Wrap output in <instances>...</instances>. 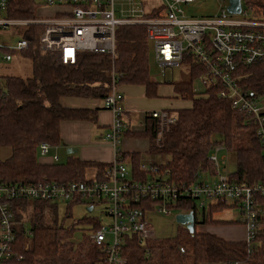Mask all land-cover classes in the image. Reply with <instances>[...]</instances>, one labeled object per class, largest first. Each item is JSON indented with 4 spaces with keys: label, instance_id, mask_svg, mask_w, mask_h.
<instances>
[{
    "label": "trees",
    "instance_id": "1",
    "mask_svg": "<svg viewBox=\"0 0 264 264\" xmlns=\"http://www.w3.org/2000/svg\"><path fill=\"white\" fill-rule=\"evenodd\" d=\"M43 2L11 0L7 16L14 20H35L37 7ZM245 2L264 19V0ZM18 26L23 27L20 32L30 41L29 47L21 52L9 49L4 52L11 53L14 59L20 55L23 60L31 62V74L23 77L0 72V148L11 149L8 158L0 159V181L33 183L45 178L63 182L85 181L91 177L88 176L90 171L95 172L94 175L99 174L109 163L75 156L64 163H42L39 160L40 144H60V123L64 120L96 121L97 108L69 107L62 98L103 99L111 92L114 74L118 88L122 83L138 84L145 87L146 96H158L161 81L150 76V40L146 25L126 23L118 27L115 57L107 53L80 52L76 64L72 65L59 64L53 55L39 48L42 25L28 22ZM188 72L189 80H176L172 84L176 95L190 101V105L175 111L168 110L177 118L163 129L160 142L156 138L158 121L149 114L145 115L141 125L136 128L128 126L123 134L149 139L147 154L166 158L149 164L167 173L179 186L193 184L202 172L215 170L208 156L217 145L225 146L234 156L236 167L229 173L233 182L243 185L264 182L263 149L254 122L246 113L234 109L229 98L219 95L220 86L196 91L193 78L199 72L196 69ZM239 72L246 75L241 83L244 90L255 95L264 91V62ZM121 156L132 163L133 174L144 175L141 152L123 151ZM259 197L264 203V197ZM201 199L205 204L199 219ZM201 199L182 198L176 206L178 209L186 208L185 212L194 211L196 226L240 222L215 220L214 215L227 205L208 198ZM58 205L22 198L12 201L17 221L12 247L22 257H12L7 264H100L102 251L89 242L81 243L76 250L77 243L73 237L77 229L70 226L72 231L61 223ZM29 206H33V213L27 216L24 211ZM45 210H49V222L45 219ZM91 222L93 227L98 225V221L89 218L78 221ZM260 223L256 243L253 244H247L246 239L232 241L213 233H200L196 227L194 232H190L185 226L176 236L155 237L146 243L137 235H129L125 237L123 246L126 264H264V216H261ZM66 238L69 240L64 243Z\"/></svg>",
    "mask_w": 264,
    "mask_h": 264
},
{
    "label": "built area",
    "instance_id": "2",
    "mask_svg": "<svg viewBox=\"0 0 264 264\" xmlns=\"http://www.w3.org/2000/svg\"><path fill=\"white\" fill-rule=\"evenodd\" d=\"M10 1L0 0V65L13 60V55L4 50L20 52L30 45L23 36L15 42L2 39L3 32L13 26L28 22L42 25L39 48L53 55L59 64L72 65L76 64L80 52L107 53L115 57L118 27L143 23L148 40L153 42L161 78L166 80L169 70L173 78L175 68L196 69L203 90L220 86L221 97L229 98L234 109L258 123L264 144V97L244 90L241 83L246 75L238 73L264 62V19L252 5H244L241 0V11L233 14L228 10L229 0H220L225 3L220 15L198 19L187 16L183 7L197 0H161L160 4L155 0H141L140 5L130 0L126 16L117 15L116 0H44L42 6L57 5L56 9L51 13L39 9L35 20H14L7 16ZM232 15L242 18L234 19ZM115 77L114 74L111 92L103 99L114 112L106 133V138L114 145L128 127L124 119V96L117 88ZM152 116L162 131L173 121L166 110L152 111ZM161 137L162 134L157 137L158 142ZM50 148V144L42 142L40 155H48ZM223 149L226 147L217 145L209 158L215 165L211 180H202L198 175L197 181L188 186H179L152 163L142 165L144 175L133 174L120 153L105 170L85 181L63 182L48 178L33 183L0 181V264H7L12 257H22L12 247L17 224L12 201L17 198L68 204L84 201L93 207L99 202L106 203L104 213L109 223L98 221L89 235L103 253L100 264H126L125 237L139 235L143 243L155 238L148 215L152 212L169 215L173 213L169 205L177 204L182 198L211 201L218 198L224 199L228 206H237L240 222L246 226V243L253 244L261 216H264V203L256 198L257 195L264 197V182L253 186L233 182L229 177L231 171L225 168L227 157H219ZM52 158L58 161L57 155ZM144 201L147 204H143ZM204 204L201 199L200 207ZM179 210L185 212L186 208ZM108 234L112 235V240L107 238Z\"/></svg>",
    "mask_w": 264,
    "mask_h": 264
},
{
    "label": "rangeland",
    "instance_id": "3",
    "mask_svg": "<svg viewBox=\"0 0 264 264\" xmlns=\"http://www.w3.org/2000/svg\"><path fill=\"white\" fill-rule=\"evenodd\" d=\"M138 5L141 4V0H135ZM244 5H246L245 0ZM156 4H160L161 0H155ZM130 5V0H116V8H117V15L123 14L124 16L127 15L128 13V8ZM57 5H44V6H39L37 7V12L39 8H42L43 13H51L56 9ZM222 6H225V3L220 1V0H197L194 3L190 5H183L184 9L186 10L187 16L191 17H196L198 19H202L203 17H208L210 15H220L222 11ZM40 8V9H41ZM234 19H240L242 18L241 15H232L231 16ZM23 27H11L8 31L3 32L2 39L4 41H10V42H15L21 37V32ZM150 76L152 79L155 81H162L164 80L160 76V67L157 65L154 59V49L153 45L150 43ZM14 59V58H13ZM12 61V60H11ZM7 63V64H5ZM5 64V65H4ZM2 73L5 74H18L23 77H28L31 74V62L28 60H23L20 55L16 57L12 62H3V66L1 69ZM175 75L171 76L170 70L168 71V78L166 81H176V80H189L190 79V74L188 71H185L183 69H178L175 68L174 70ZM193 86L199 89V91L203 90L204 86L202 82L199 80L198 76L193 78ZM164 89H161L163 92H161L162 95H172L173 87L171 83H164L162 84ZM160 92V90H159ZM260 97H264V91L261 93H258ZM159 99H147V101H150V104H147L146 109H153L154 107L161 108L163 100ZM127 119V118H126ZM134 124H137L134 122ZM124 138H130L133 139L134 137H126V136H121V140ZM137 139V138H136ZM136 141L135 139H133ZM144 140L145 144L147 141ZM120 143V142H119ZM133 144L137 145L136 143L133 142ZM138 146V145H137ZM122 147V145H121ZM11 154V149L9 147H2L0 148V159L4 160L8 158ZM68 154L64 150H62V153L60 154V161L59 163H64L67 160ZM222 156L227 157V162H226V170L227 171H233L235 170L236 167V162L234 159V156L230 153L229 150L223 149L219 152V157L222 158ZM166 158H161L158 156H150L149 154L145 153L143 155V163L145 165H150V161H156V162H161L165 161ZM58 162V161H56ZM127 162V161H126ZM222 170L224 169V165H221ZM92 171H90L88 174L90 175ZM215 178V177H214ZM212 202H218L217 200H214ZM59 211V219L62 221L61 223L64 224L65 228H70V230H73V227L71 229L70 226H75L76 231L74 233V241L77 243L76 250L79 249V246L81 243L84 242H89L93 247H95L98 251H100L99 248L96 247V245L93 243L91 237L89 236L93 227V222L91 223H78L79 220L89 218L90 220L97 222L101 221L102 224H107L109 223V218L107 215L104 213L105 212V207L106 203L104 202H99L96 204L92 211L88 210V204H86L84 201L80 202H73L71 204L64 203V202H59L58 203ZM209 205V204H208ZM69 209V210H68ZM202 207L200 208V212H198V218L201 219V214H202ZM173 213L166 215L160 212H152L148 215L149 217V223L151 224V227L153 231L155 232L156 236L155 237H168V236H176L180 230H183L184 225L180 224L176 220V215L180 213V210L178 208H173ZM171 210V211H172ZM25 215H31L33 213V206H29L25 211ZM31 213V214H30ZM46 216L45 219L47 222L50 221V213L49 210H45ZM70 214V215H69ZM240 211L239 208L235 205L232 206H226L224 207L223 211L216 213L214 215L215 220H240ZM60 223V224H61ZM239 224L243 225V223L238 222ZM62 224V225H63ZM199 225L197 224L196 227ZM72 233V232H71ZM72 235V234H70ZM107 238L112 240V235L108 234ZM246 237L243 239L245 240ZM69 239L66 238L64 240V243L68 241ZM85 257V255H83ZM87 258V257H86ZM85 258V259H86ZM202 264H216V263H202Z\"/></svg>",
    "mask_w": 264,
    "mask_h": 264
},
{
    "label": "crops",
    "instance_id": "4",
    "mask_svg": "<svg viewBox=\"0 0 264 264\" xmlns=\"http://www.w3.org/2000/svg\"><path fill=\"white\" fill-rule=\"evenodd\" d=\"M164 83L172 84L170 81H161L158 87L157 97L146 96L145 87L143 85L122 83L119 88L117 86L118 90L124 96V119L128 123L129 127L136 128L141 125L144 121L145 115H150L153 110L165 109L175 111L178 108L190 105V101L183 100L176 95L173 84L172 95H162L161 92L163 91L161 89H164L162 88V84ZM159 98H161L160 100H163V102H161V108L154 107L151 110L146 109L148 108L147 104H150V101H147V99L157 100ZM62 101L69 107L97 108V119L96 121L81 119L62 121L60 123V144L51 145L48 155L42 156L39 154L40 162L53 163L52 157L57 155V163H59L62 150L67 152V159L71 156H75L82 160L99 161L109 164L115 159L118 152L139 151L143 155L147 153L148 147L144 140L136 139L135 137L133 139L136 141L130 138H124L121 140V136L132 137L122 133L119 139L120 143H118L117 146H114L110 140L105 138V134L113 122L114 112L103 106V99L66 96L62 98ZM134 122L137 124H134ZM147 140L149 142V139H146V141ZM133 142L138 146L133 144ZM68 148H77L78 150L76 152H68ZM124 161H127L126 163L128 164V168L132 171V163L128 159H124ZM143 164L144 163H142V165ZM94 173L90 175L88 174V176L93 177ZM196 228L200 233H213L226 240L240 241L246 237V226L239 223H224L215 225L204 224L199 225Z\"/></svg>",
    "mask_w": 264,
    "mask_h": 264
},
{
    "label": "bare ground",
    "instance_id": "5",
    "mask_svg": "<svg viewBox=\"0 0 264 264\" xmlns=\"http://www.w3.org/2000/svg\"><path fill=\"white\" fill-rule=\"evenodd\" d=\"M41 8V7H40ZM39 8V9H40ZM38 12H39V10H38ZM37 12V13H38ZM39 14V13H38ZM13 27H19V26H13ZM11 29V28H10ZM22 36V35H21ZM150 42H151V44L153 45V42L150 40ZM21 52V51H20ZM2 66H3V62H2V64L0 65V72H1V69H2ZM238 73H240V72H238ZM1 74V73H0ZM241 74V73H240ZM173 81V80H172ZM164 82H166V80H164ZM104 99V98H103ZM104 103V102H103ZM103 106L105 107V108H107V109H109V107L106 105V104H103ZM111 110V109H110ZM163 110H165V109H163ZM153 111H155V110H153ZM166 111H168V110H166ZM169 112V115H170V118L173 120L172 122H170L169 124H168V126L169 125H171V124H173L175 121H176V118H177V116H176V114L174 113V112H170V111H168ZM150 116L152 117V118H154L153 116H152V111H151V113H150ZM248 116V115H247ZM253 122H254V125L256 126V134L258 135V137L260 138V141H261V143H262V149H263V156H264V144H263V142H262V137L260 136V134L258 133V123L257 122H255L250 116H248ZM154 119H156V118H154ZM111 126V125H110ZM157 133H156V138L158 137V136H160L161 134H162V130H161V126H160V124L159 123H157ZM110 128V127H109ZM128 128V127H127ZM109 130V129H108ZM108 130H107V132H108ZM106 132V133H107ZM121 136V135H120ZM105 138H106V134H105ZM107 139V138H106ZM120 139V138H119ZM119 143V141L117 142V144ZM117 144L116 145H114V146H117ZM51 146V145H50ZM51 149V148H50ZM118 153H120V152H118ZM117 153V154H118ZM212 153H213V150L210 152V154H209V158L211 157V155H212ZM121 154V153H120ZM122 157V156H121ZM126 163V162H125ZM127 164V163H126ZM128 165V164H127ZM214 175V171H205V172H202V174L200 175V178L202 179V180H211V178H212V176ZM74 182H76V181H74ZM259 183H261V182H259ZM255 184H257V183H255ZM255 184H253V185H255ZM253 185H246V186H253ZM256 198H258V200H260V197H259V195H257L256 196ZM215 200H217L218 202H223L224 204H226L227 206H228V203L224 200V199H218V198H215ZM155 202H156V204H158L159 203V201L158 200H155ZM143 204H147L146 203V201H144L143 202ZM90 206H92V209H93V205H88V207H90ZM173 208H177V206H176V204H171V205H169V209L170 210H172ZM190 212H194V211H189V212H180V213H190ZM180 213H178V214H180ZM195 213V212H194ZM197 221V219H196V214H195V222ZM196 224V223H195ZM182 225H184L186 228H187V225L186 224H182ZM195 227H196V225H195ZM188 229V228H187ZM138 237H139V239H140V241H142V238L139 236V235H137ZM256 238H257V236H256ZM256 238H255V240H254V243H256Z\"/></svg>",
    "mask_w": 264,
    "mask_h": 264
},
{
    "label": "water",
    "instance_id": "6",
    "mask_svg": "<svg viewBox=\"0 0 264 264\" xmlns=\"http://www.w3.org/2000/svg\"><path fill=\"white\" fill-rule=\"evenodd\" d=\"M230 4L228 10L230 13L236 14L241 11V0H229ZM78 149L68 148V152H76ZM89 211H92V206L88 207ZM176 220L180 224H186L190 232L195 231V213H180L176 215Z\"/></svg>",
    "mask_w": 264,
    "mask_h": 264
}]
</instances>
